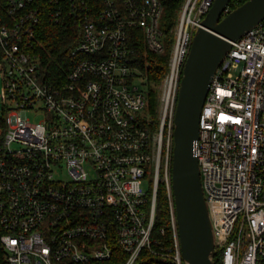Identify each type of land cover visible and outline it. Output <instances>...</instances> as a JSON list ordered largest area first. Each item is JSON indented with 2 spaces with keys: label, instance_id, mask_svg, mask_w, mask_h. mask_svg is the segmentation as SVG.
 <instances>
[{
  "label": "built area",
  "instance_id": "built-area-1",
  "mask_svg": "<svg viewBox=\"0 0 264 264\" xmlns=\"http://www.w3.org/2000/svg\"><path fill=\"white\" fill-rule=\"evenodd\" d=\"M213 2L186 0L168 36L161 0H0V264H186L172 189L174 116L193 36ZM65 15L80 37L66 80L48 83L36 36L43 20ZM137 30L150 51L170 54L156 118L149 76L134 65ZM199 127L215 260L264 264V20L232 41ZM160 184L171 207L167 246L156 227Z\"/></svg>",
  "mask_w": 264,
  "mask_h": 264
},
{
  "label": "water",
  "instance_id": "water-1",
  "mask_svg": "<svg viewBox=\"0 0 264 264\" xmlns=\"http://www.w3.org/2000/svg\"><path fill=\"white\" fill-rule=\"evenodd\" d=\"M214 0L196 30L186 59L174 116L172 189L186 264H216L215 241L195 143L200 114L215 72L232 41L264 20V0Z\"/></svg>",
  "mask_w": 264,
  "mask_h": 264
},
{
  "label": "trees",
  "instance_id": "trees-1",
  "mask_svg": "<svg viewBox=\"0 0 264 264\" xmlns=\"http://www.w3.org/2000/svg\"><path fill=\"white\" fill-rule=\"evenodd\" d=\"M246 0H232L229 4V11L238 7ZM163 5V13L161 16V27L172 36L180 12L186 0H161ZM78 22L72 17L65 15L60 21L56 22L46 18L40 26L35 43V50L40 56V72L44 80L48 83L57 84L60 80H66L67 73L72 67L71 49L79 41ZM139 37L134 43L135 48L133 55L134 65L138 66L142 71L147 72L149 76L148 86V112L150 116L156 118L159 106V91L163 77L168 69L169 52L155 53L148 49L144 41V35L141 31ZM167 192L164 185L160 184L157 194V223L156 227L164 226L165 234L160 235L163 246L172 245V230L167 221L168 203ZM156 258L151 257L147 264H156ZM216 264H221L216 258Z\"/></svg>",
  "mask_w": 264,
  "mask_h": 264
},
{
  "label": "rangeland",
  "instance_id": "rangeland-1",
  "mask_svg": "<svg viewBox=\"0 0 264 264\" xmlns=\"http://www.w3.org/2000/svg\"><path fill=\"white\" fill-rule=\"evenodd\" d=\"M169 36V34H168ZM171 41H173V39L170 38ZM172 46V44L170 45ZM239 69H234L233 70V74L234 75H237V72H238ZM1 73V71H0ZM141 82V79L139 80V83ZM142 85V84H141ZM5 96H6V91H5V82H4V79L3 77L0 75V107H1V104H2V101L3 99H5ZM31 119L33 121H36V120H40L42 117H43V114H33V115H30ZM158 117V115H157ZM143 187L145 190H147L149 188V184L148 182H144L143 183ZM166 192H167V189H166V186H164ZM167 203H168V217H167V221L170 220V217H171V207H170V201H169V198H168V192H167Z\"/></svg>",
  "mask_w": 264,
  "mask_h": 264
}]
</instances>
